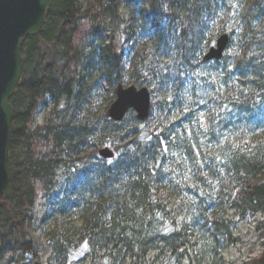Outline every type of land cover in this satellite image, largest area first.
<instances>
[{"label": "trees", "instance_id": "obj_1", "mask_svg": "<svg viewBox=\"0 0 264 264\" xmlns=\"http://www.w3.org/2000/svg\"><path fill=\"white\" fill-rule=\"evenodd\" d=\"M122 1L85 0L81 8L80 0H53L42 33L22 42L21 79L10 100L11 178L0 200V239L2 245L10 239L33 262L34 212L54 190L58 170L63 185L44 216L55 224L49 242L54 262L181 264L190 252L218 256L234 243L229 211L241 219L264 216V0H146L147 7L127 0L126 18ZM228 4L240 5L234 9L237 35L212 27ZM180 15L188 21L176 27ZM134 25L144 34H135ZM105 27L108 41L83 53L86 40L98 39ZM221 34L229 36L231 56L203 62ZM172 53L176 61L169 65L163 60ZM127 61L131 85L153 86L150 94L174 74L183 87L181 73L203 67L207 96L171 102L177 113L170 119L153 118L161 103L151 100L145 121L113 123L107 110L113 88L125 85ZM78 66L89 74L100 70L112 88L100 117L89 92H82ZM44 94L56 103L73 102L70 115L34 125ZM103 146L114 151L113 159L99 157ZM170 197L177 212L187 208L189 222L176 224Z\"/></svg>", "mask_w": 264, "mask_h": 264}, {"label": "rangeland", "instance_id": "obj_2", "mask_svg": "<svg viewBox=\"0 0 264 264\" xmlns=\"http://www.w3.org/2000/svg\"><path fill=\"white\" fill-rule=\"evenodd\" d=\"M136 1H141L145 7H147L146 0ZM239 1L242 2L241 0H238L237 2ZM126 4L127 0H123L119 6V12L124 18L127 17L125 8ZM80 5L81 8H83L85 5V0H80ZM239 8V4H228L226 8L221 9L218 14L217 21H215V23L212 25L213 30L217 31L218 29H224L227 32L233 31L237 35L240 28L237 15L235 14L236 11H234V9L236 10ZM247 8H249V6H247ZM181 15V20L176 25V27H180L181 25L184 26V23L188 21L186 16ZM128 26L129 24L125 25V27ZM132 30L137 35L144 34L139 30V25H134ZM110 32V28L105 27L98 39L94 40L93 42L86 40V42L82 45V52H89L91 46L98 49V45L102 40H105V42L108 41ZM131 38V35H128L125 53L129 51ZM224 55L231 56L230 53L227 52H225ZM169 58L170 59L163 61L169 65L175 64V54L172 53ZM130 68L131 64L129 61L124 62L123 76L125 77V87L131 85V80L129 78ZM76 71L80 73L78 79H80L82 92H89L91 107L94 111L95 118L100 117L108 105L112 90L111 86L104 78L101 77L100 70H94L91 74H89L91 70H83L82 66H78ZM204 71L205 68L201 67L192 74L188 73L187 76H185V73H181L182 79H185L186 85L180 87L177 74H174L173 70H171V73L174 75L171 76L169 85L159 86L153 90V93L151 94V100L161 103L160 106L155 108L153 111V118L158 120H164L167 117H169V119L172 118L177 113V108L170 107L171 102L178 103L183 101V104H186L192 103L194 98L198 100L205 98L207 93L204 87H208V83H206V81H208V75L207 72L205 71V73ZM243 82L247 84L245 79L242 80V83ZM141 87L149 88V90L153 89V86H148L146 83H143ZM115 88L116 86L113 88V90H115ZM38 103L39 105L43 106L38 108L33 117L34 125H41L44 122V119L48 116L51 119L55 118L58 121L66 119L71 113L73 104V102L64 103L63 101L56 103L52 98H50L48 94H44L39 97ZM135 121V113L132 111L128 112L125 117V122L127 124L126 126H133ZM103 148L110 147L103 146L101 149ZM61 173V170L56 172V186L54 190L51 192V194H49L46 198H43L37 204V208L34 212V222L30 229V233L32 244L36 249L38 261L33 262L23 256L19 250L14 248L13 242L7 238L4 245H2V241L0 239V264H69L70 261L54 262L51 256V244L49 242L53 236L55 224L44 219V216L48 212L50 202L53 200L54 196L59 193L63 185L64 178L61 176ZM167 203L171 210H176L175 221L177 225L190 221V214L187 208L182 207V210L177 212L179 206L173 197L168 198ZM228 216L231 217L235 223L234 231L231 235L234 243L224 245L223 250L218 256H214V254L211 253L204 259L196 256L194 252H190L189 257L183 260L181 264H257L258 261L262 259L264 255V226L262 229L261 224L264 223V216L261 214H256L253 217H245L241 219L234 213V211H229ZM76 260H78V258H76ZM147 261L148 263L152 261V253L148 255ZM81 264H89V260H85ZM122 264H129V262L126 260Z\"/></svg>", "mask_w": 264, "mask_h": 264}, {"label": "water", "instance_id": "obj_3", "mask_svg": "<svg viewBox=\"0 0 264 264\" xmlns=\"http://www.w3.org/2000/svg\"><path fill=\"white\" fill-rule=\"evenodd\" d=\"M53 0H0V200L10 182L8 148L13 107L10 100L21 79V45L25 38L42 33ZM229 43L228 34L220 35L204 55L203 62L221 61ZM151 94L146 87L115 88V99L107 110L113 123L121 122L128 112L139 122L150 114ZM103 160H111V148L99 150ZM38 264V263H35ZM264 264V255L261 259Z\"/></svg>", "mask_w": 264, "mask_h": 264}]
</instances>
